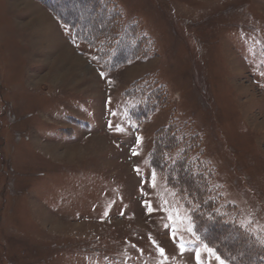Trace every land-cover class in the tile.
<instances>
[{
	"label": "rangeland",
	"instance_id": "1",
	"mask_svg": "<svg viewBox=\"0 0 264 264\" xmlns=\"http://www.w3.org/2000/svg\"><path fill=\"white\" fill-rule=\"evenodd\" d=\"M107 1L0 0V264H264V0ZM61 13L116 25L119 63ZM144 80L167 91L150 112L128 100ZM169 125L170 160L187 152L246 233L215 225L218 251L151 160Z\"/></svg>",
	"mask_w": 264,
	"mask_h": 264
},
{
	"label": "trees",
	"instance_id": "2",
	"mask_svg": "<svg viewBox=\"0 0 264 264\" xmlns=\"http://www.w3.org/2000/svg\"><path fill=\"white\" fill-rule=\"evenodd\" d=\"M107 2H108L107 0H97L98 4L95 8L98 10L106 8ZM61 14H59L61 20L64 21L65 24L71 28V30H73V33L75 34L77 39L81 41L90 42L92 45H95V47L97 45L96 51H97L98 60L102 63L103 70L105 72H108L116 64L119 63V60L117 61L115 59V55L117 53H120L122 46L120 45L119 47H117L118 44L117 43L114 44V42L119 40L117 38L119 32H115L117 28L116 25L113 27L112 26L109 27L107 21H105L103 28L101 30L99 29L96 35H93L92 33V35L90 36V33L92 31L91 28L87 29L83 25L77 24L76 20L71 21V19H69L68 21H66V17L63 14L62 15ZM135 30H136L135 28L129 26L128 24H125V26H123L122 29V31L124 32L121 33V35H127L130 32L134 33ZM101 33L104 34V39L100 38ZM124 42L125 41H123L121 44L123 45ZM134 43L135 46L137 47L138 42H134ZM148 88L154 91L152 97H150L149 94L146 92ZM156 92L158 95L160 93L161 94L163 93L164 95L167 93L166 89L164 88V85L160 83L154 84L152 82H147L144 80L142 81V83L133 86L128 100L136 107L143 106L145 110L142 109L141 111L150 112L149 109H151V111L155 110L157 108L156 106L158 105V103H156V100H154ZM151 98L153 99L152 102H151ZM163 98L164 97H162V99ZM160 106H162V102L160 103ZM133 115L134 113L132 110V116H131L132 118L135 117ZM174 131L175 129H173L171 125L165 127L164 134L163 135L161 134L162 135L161 140H158L154 150L151 151L150 154L151 160L153 163L156 162V158L170 161L168 165L169 169H175V174L169 177L170 178L168 181L169 185L173 188V190L177 192V195L179 194L180 196H182V199L186 201L187 204L191 205L190 208L192 210V219L198 234L204 239V241L212 245L218 251L219 246H221L223 243L217 242L214 239L215 237H212L210 235L212 233L210 229L214 231L215 230L214 228L216 227L215 225H218V228L234 229L235 231H237V233L238 232L240 233L241 231L243 234L245 232L236 223V221H232L230 219L225 218V216L231 215V211L226 210L227 207L223 206L220 193L212 189L210 186H208L207 180L202 179L203 177L201 175H203L202 173H205V170L200 171V175L196 176L193 173L194 171L192 170L191 167V166L194 167L195 164L193 163L191 164V166L189 164L188 165L185 164L186 158L191 159V157H189L187 152H185L182 155V157L178 159L179 163H177L176 165H174V163L170 160L169 154L170 151H172L173 144L175 143V141L172 139L173 133H175ZM190 146L193 147L194 150L197 148L196 142L192 140L190 141ZM191 150L192 149H190V151ZM183 156L185 158H183ZM153 165L156 166L155 164ZM183 172L186 173L187 177L193 178L195 182L198 181V185H191V183L189 184V182L185 178H183L182 175ZM249 241L251 243L250 244L248 243L246 246V249L248 248L247 255L249 256L250 254L253 253L255 254L256 253L254 252L255 248L257 251L256 254H258V251L261 254L262 251L257 249L258 246L254 247L253 250L252 248H250L251 246H253V244L251 239H249ZM224 247L227 248V245H225ZM243 256L244 254L241 257L238 256L237 261L231 255L224 257L228 260L226 261L231 264H241L244 263V261H246L245 257ZM261 257H264V253L261 254Z\"/></svg>",
	"mask_w": 264,
	"mask_h": 264
},
{
	"label": "snow or ice",
	"instance_id": "3",
	"mask_svg": "<svg viewBox=\"0 0 264 264\" xmlns=\"http://www.w3.org/2000/svg\"><path fill=\"white\" fill-rule=\"evenodd\" d=\"M118 130H120V129H118ZM160 251H161V253H163V249H161ZM208 251L211 252L212 250L211 249H208ZM197 258L199 259V252H197ZM217 259H219V257H217ZM220 264H224V262L223 261H220Z\"/></svg>",
	"mask_w": 264,
	"mask_h": 264
}]
</instances>
